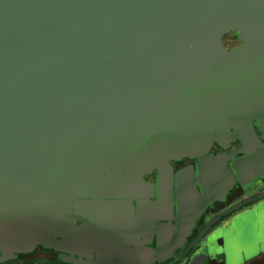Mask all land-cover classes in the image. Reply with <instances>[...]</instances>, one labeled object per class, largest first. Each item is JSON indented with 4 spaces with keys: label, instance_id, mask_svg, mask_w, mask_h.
I'll return each mask as SVG.
<instances>
[{
    "label": "water",
    "instance_id": "95a60500",
    "mask_svg": "<svg viewBox=\"0 0 264 264\" xmlns=\"http://www.w3.org/2000/svg\"><path fill=\"white\" fill-rule=\"evenodd\" d=\"M243 17L264 0H0V248L63 229L85 183L247 122L248 68L212 40Z\"/></svg>",
    "mask_w": 264,
    "mask_h": 264
},
{
    "label": "flooded vegetation",
    "instance_id": "af4514ba",
    "mask_svg": "<svg viewBox=\"0 0 264 264\" xmlns=\"http://www.w3.org/2000/svg\"><path fill=\"white\" fill-rule=\"evenodd\" d=\"M212 40L248 68L247 122L226 125L196 154L85 183L63 229L23 251L0 248V264H264V24L247 32L243 17Z\"/></svg>",
    "mask_w": 264,
    "mask_h": 264
},
{
    "label": "rangeland",
    "instance_id": "374dc122",
    "mask_svg": "<svg viewBox=\"0 0 264 264\" xmlns=\"http://www.w3.org/2000/svg\"><path fill=\"white\" fill-rule=\"evenodd\" d=\"M154 166H159L160 167V164L159 165H157V164H153L152 165V168L154 167ZM152 168H150L149 170H151ZM136 175H140V177H142L141 176V174H139V173H137ZM159 238H161V243H163L164 241H165V239L167 238V236L166 235H163L162 237H159Z\"/></svg>",
    "mask_w": 264,
    "mask_h": 264
}]
</instances>
